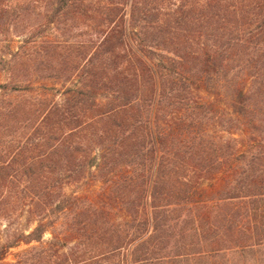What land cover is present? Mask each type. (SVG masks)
Segmentation results:
<instances>
[{
    "label": "trees",
    "instance_id": "16d2710c",
    "mask_svg": "<svg viewBox=\"0 0 264 264\" xmlns=\"http://www.w3.org/2000/svg\"><path fill=\"white\" fill-rule=\"evenodd\" d=\"M31 1L5 0L6 24ZM49 4V26L91 21L95 53L63 104L5 105L0 216L29 217L0 231V264L49 230L9 264H218L264 248V0Z\"/></svg>",
    "mask_w": 264,
    "mask_h": 264
},
{
    "label": "rangeland",
    "instance_id": "374dc122",
    "mask_svg": "<svg viewBox=\"0 0 264 264\" xmlns=\"http://www.w3.org/2000/svg\"><path fill=\"white\" fill-rule=\"evenodd\" d=\"M31 2L35 11L19 17L11 24H6L5 0H0V140L5 138V105L10 100L13 105H28L42 99L63 104L67 89L80 85L79 77H82V72L89 68L87 63L95 53V49H90L87 45L92 39L94 30L91 21L77 18L74 14H66L57 23L49 26L45 17L50 5L49 0ZM126 21L130 30L128 16ZM130 34L133 35L131 30ZM14 54H17V57L22 55V58L18 59L10 71L7 61H10ZM258 63V80L264 90V59ZM253 64V61H250L245 68V74L250 79V83L253 82L250 76L254 72ZM75 67H77L76 70H74ZM5 83L19 85L26 91L12 96L7 95L3 88ZM85 182L87 184L84 186L96 185L98 189L102 184L99 181L94 182L93 177ZM73 187L70 189H74ZM0 215H5L4 211H1ZM28 217V213L24 210H17L9 218L0 216V231L5 228L6 232L9 224L27 228ZM51 239L52 233L49 230L42 243L21 244L12 248L3 264L17 261L19 255L34 246L50 245ZM214 259L218 264H264V248L252 246L241 253L239 251L231 253L226 259L221 257Z\"/></svg>",
    "mask_w": 264,
    "mask_h": 264
}]
</instances>
